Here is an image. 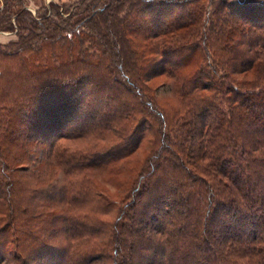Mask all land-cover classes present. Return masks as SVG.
I'll list each match as a JSON object with an SVG mask.
<instances>
[{"label": "trees", "instance_id": "obj_1", "mask_svg": "<svg viewBox=\"0 0 264 264\" xmlns=\"http://www.w3.org/2000/svg\"><path fill=\"white\" fill-rule=\"evenodd\" d=\"M16 5L0 9V31L17 28L16 40L0 44V55L50 41L65 45L71 60L45 68L43 82L0 102L11 112L0 141L2 239L16 230L17 215L39 213L30 204L56 175L54 167L77 170L98 159L58 155V139L95 129L104 139L112 134L117 140L107 139L101 158L124 161L147 132L151 144L158 140L147 159L151 170L140 168L113 224L89 210L62 217L68 237L86 230L88 246L63 248L56 264H264V0H78L73 9L51 0L36 16ZM167 84L172 109L155 97ZM45 86L53 104H33ZM58 106L68 109L54 125L49 115ZM41 116H49L42 130ZM72 120L82 132L66 127ZM19 126L23 131L13 134ZM32 139L46 148L43 155L32 156ZM42 165L43 176L37 174ZM66 182L57 198L66 206L89 191ZM103 202L105 211L110 203ZM13 253L19 262L20 253Z\"/></svg>", "mask_w": 264, "mask_h": 264}, {"label": "rangeland", "instance_id": "obj_2", "mask_svg": "<svg viewBox=\"0 0 264 264\" xmlns=\"http://www.w3.org/2000/svg\"><path fill=\"white\" fill-rule=\"evenodd\" d=\"M50 1L51 0H0V9H5V7L8 8L10 6L11 10H14L17 8L16 4L21 2L25 5L26 9L31 12V15L36 16L45 12V7H47ZM52 1L64 3L65 7L73 9V3L78 0ZM234 3L235 2H233V4ZM173 9L176 8L173 6ZM11 20L12 22H15L14 17H12ZM16 33L17 28L0 31V44L16 40ZM76 48L77 46L72 49L73 53L76 52ZM16 54L20 55L9 57L0 55V102L4 98H9L8 96L13 93H19L21 91L25 93L31 88L33 83L43 82V79L50 71L48 69L54 68L55 65L68 64L70 59L68 56L69 51H67L65 45L52 43L50 41L43 43L38 50L22 51V53L19 52ZM55 54H57L58 59L55 57ZM74 64L78 63L75 61ZM48 89L49 87L46 86L44 89L41 87V94L37 96V102L35 101L33 104H53L52 102H49L51 92ZM79 94L84 96L86 93L80 91ZM122 94L123 96H130V94L123 91ZM155 97L160 106L165 108L173 107V89L170 84L156 88ZM68 103H70V101H68ZM57 108L58 114L53 113L54 115H49L51 118L50 120L54 121V125H57V122H60L57 120V116L64 115L67 106H58ZM5 112L7 116L11 114V112H8L7 110H2V104H0V114H4L0 121V141L4 136L3 126L7 121ZM13 114H15V112H13ZM38 114L37 110L32 115L37 116ZM42 114L44 116L45 113ZM75 114L76 112L73 111L66 116L70 118ZM23 115L25 114L22 109L20 114H16L14 125L19 124ZM43 116L39 117V122L36 124L41 130V127H43L42 125H44L43 120L49 121V116ZM1 117L2 115L0 118ZM72 119L75 118L72 117ZM71 122L72 123H69V125L66 126L68 129L81 131V122H74V120ZM22 131L23 128L19 126L17 129H14L13 134H18ZM104 136L105 139L102 135L98 137L95 129L79 137L58 139L59 142L55 148L56 154L58 155L62 152L72 156L73 154L79 153H93L98 159L92 165L77 170L75 167L70 166L65 168L59 166L54 167L56 169V175L53 176L50 182L43 183L37 188L34 192V199L30 204L31 208L37 206L40 209L38 211L39 213L32 219H28L27 211L26 213L17 215L13 220L16 230H7L5 239H2L3 233L0 232V249H2L1 253L3 255L0 264H56L57 259L60 258V251L63 248H67L69 252L71 250L82 251L88 246V243L84 240L86 230H77L68 237L67 222L62 218L66 215L83 217L85 216V211L89 210L90 214H95L92 216L93 218H106L110 225L114 223L117 213L121 208L122 200L134 192L133 188L139 181L140 168H143L144 166L145 169L151 170L152 164L149 162L150 160L147 161V159L149 158L150 152L153 151V147L154 149L158 148V140L156 139L154 145L151 144V135L146 132V135L140 139L139 146L131 151L124 161L108 162L101 158L104 150L109 148V144L106 145V141L108 138H111L115 143L117 139L112 134L106 133ZM43 138H47V136ZM39 140H42V138ZM30 143L32 144L31 148L33 150L32 156H34V154H36L35 157L41 156L42 152L46 150V148L41 147V145L36 146L35 139L29 141V144ZM1 170L2 169L0 168V171ZM37 170V174L42 175L44 171L43 165ZM69 178L76 182L73 188L78 186L85 190L89 189V191L85 192V195L81 200L74 201L70 206L67 205V207L63 203L58 202L57 198L60 196V191L64 188L67 183L66 181ZM22 197L23 196L21 195V198ZM104 198H107L110 204L106 207L105 211H102L101 204L104 203ZM45 205L48 206L44 208ZM42 210H44V212H42ZM73 226L76 225L72 223L71 227ZM80 231H82L83 236H79ZM102 236L103 233L98 232L93 235V238L99 243ZM114 246L115 243L111 245V249ZM14 251L20 253L19 262L13 260ZM65 262L63 264H65ZM67 262H69V264H74L70 259H67ZM92 264L107 263L102 260H97ZM110 264H113V261H111Z\"/></svg>", "mask_w": 264, "mask_h": 264}]
</instances>
